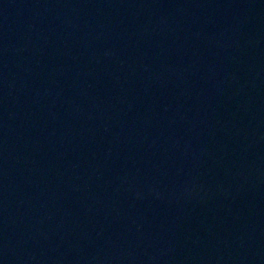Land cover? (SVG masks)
Wrapping results in <instances>:
<instances>
[{"label": "water", "instance_id": "1", "mask_svg": "<svg viewBox=\"0 0 264 264\" xmlns=\"http://www.w3.org/2000/svg\"><path fill=\"white\" fill-rule=\"evenodd\" d=\"M0 264H264V0H0Z\"/></svg>", "mask_w": 264, "mask_h": 264}]
</instances>
